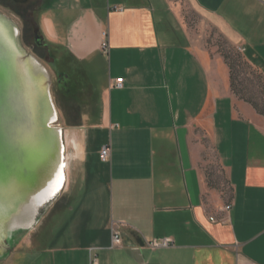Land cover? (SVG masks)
I'll return each mask as SVG.
<instances>
[{
	"label": "crops",
	"instance_id": "crops-1",
	"mask_svg": "<svg viewBox=\"0 0 264 264\" xmlns=\"http://www.w3.org/2000/svg\"><path fill=\"white\" fill-rule=\"evenodd\" d=\"M184 6L264 73V0H0L16 21L31 14L54 64L66 163L58 208L2 264H264V120ZM207 150L226 200L206 186Z\"/></svg>",
	"mask_w": 264,
	"mask_h": 264
},
{
	"label": "water",
	"instance_id": "water-1",
	"mask_svg": "<svg viewBox=\"0 0 264 264\" xmlns=\"http://www.w3.org/2000/svg\"><path fill=\"white\" fill-rule=\"evenodd\" d=\"M51 85L47 69L23 47L16 22L0 13V259L64 186L62 129Z\"/></svg>",
	"mask_w": 264,
	"mask_h": 264
},
{
	"label": "rangeland",
	"instance_id": "rangeland-1",
	"mask_svg": "<svg viewBox=\"0 0 264 264\" xmlns=\"http://www.w3.org/2000/svg\"><path fill=\"white\" fill-rule=\"evenodd\" d=\"M174 1L179 3L182 2V0ZM0 13L6 15L14 22H16L20 30L23 47L27 52L36 54L30 41L28 26L21 22V20L16 21L7 10L2 9L0 10ZM182 15L185 23L188 25V29L190 30L192 36H199L203 41L205 48L208 51L219 55L227 68L229 66L228 74H231L233 79V89L230 90L232 96L236 99L237 102L245 103L251 106L255 113L258 116L262 117L264 120V73L258 67L250 64L244 58L240 48L230 44L216 30L204 24L203 20L197 13L189 10L186 6H184L182 7ZM38 62L49 72L48 68L43 62ZM49 75L51 81H53V75L50 72ZM253 106H255L256 109H254ZM259 112H261V114ZM204 143L206 145V148H208L206 141H204ZM204 162V165H202V171L204 174L206 186L210 191H214L215 193H217L223 200L228 199L230 196V192L224 173L220 170L219 166L214 160L213 155L208 150L206 151ZM62 192L63 190L54 198V200L49 205H47L42 210V212H44L43 214L41 213V217L38 219L33 228H35L42 221V218L46 216L48 212H51L58 208L59 204L61 203L60 196ZM16 246L17 243L14 245H10L11 249L9 250V252H11L12 249H14V247ZM7 255L3 256L0 259V264L4 262V260L7 258Z\"/></svg>",
	"mask_w": 264,
	"mask_h": 264
},
{
	"label": "built area",
	"instance_id": "built-area-1",
	"mask_svg": "<svg viewBox=\"0 0 264 264\" xmlns=\"http://www.w3.org/2000/svg\"><path fill=\"white\" fill-rule=\"evenodd\" d=\"M107 42H106V34L102 33V43H101V50L103 52H107ZM242 51V50H241ZM111 88L113 89H121L122 88V79H116L114 84L111 86ZM100 161L102 163H108L109 158H110V148L105 146L103 148H101L100 150ZM230 209V206H225L224 210L228 211ZM213 220V219H211ZM111 243L112 246H120L121 245V239L119 237V235L117 234V232H113L112 234V238H111ZM171 245V241L167 240V239H162V240H154L150 243H148V247L152 248V249H156V248H167ZM90 264H97V261L95 258H91L90 260Z\"/></svg>",
	"mask_w": 264,
	"mask_h": 264
},
{
	"label": "flooded vegetation",
	"instance_id": "flooded-vegetation-1",
	"mask_svg": "<svg viewBox=\"0 0 264 264\" xmlns=\"http://www.w3.org/2000/svg\"><path fill=\"white\" fill-rule=\"evenodd\" d=\"M26 25L29 28L30 41L36 53V54L34 53H31V54L34 56V58H36V60L43 62L46 65V67L48 66L50 68H54V64L49 62V57L47 55V51H46V47L44 43L41 42L40 45L36 44V39L40 36V32L38 31L35 34L34 30L37 29L38 27L36 23L34 22V20L32 19L31 14H27ZM20 38H21V34H20ZM21 43H22V40H21Z\"/></svg>",
	"mask_w": 264,
	"mask_h": 264
},
{
	"label": "trees",
	"instance_id": "trees-1",
	"mask_svg": "<svg viewBox=\"0 0 264 264\" xmlns=\"http://www.w3.org/2000/svg\"><path fill=\"white\" fill-rule=\"evenodd\" d=\"M228 68H229V66H228ZM229 71H230V69H229ZM229 81H230V90H232L233 89V83H232L233 79H232V75L231 74H229ZM253 107H254V109H256L255 106H253ZM259 113L261 114V112H259Z\"/></svg>",
	"mask_w": 264,
	"mask_h": 264
},
{
	"label": "bare ground",
	"instance_id": "bare-ground-1",
	"mask_svg": "<svg viewBox=\"0 0 264 264\" xmlns=\"http://www.w3.org/2000/svg\"><path fill=\"white\" fill-rule=\"evenodd\" d=\"M66 169V163L64 162V170Z\"/></svg>",
	"mask_w": 264,
	"mask_h": 264
}]
</instances>
